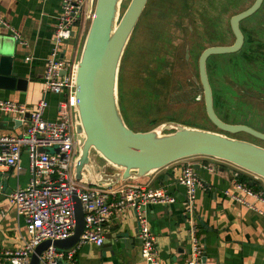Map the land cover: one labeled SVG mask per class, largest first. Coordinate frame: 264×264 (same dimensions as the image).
Segmentation results:
<instances>
[{
	"label": "crops",
	"instance_id": "obj_1",
	"mask_svg": "<svg viewBox=\"0 0 264 264\" xmlns=\"http://www.w3.org/2000/svg\"><path fill=\"white\" fill-rule=\"evenodd\" d=\"M59 12L58 0H0V16L27 43H16L11 34L0 27V56L13 57L14 65L19 69L18 77L27 80L24 92H0L1 101L23 104L30 111L36 109L42 97L44 62L53 48V29ZM87 23L76 26L70 39L60 45V58L69 62L78 61ZM26 57H31L32 60L26 62ZM59 98L48 96L50 105L44 114L45 119L57 120L56 104ZM26 126V122L20 123L17 115L0 113V135L19 136ZM96 158L95 156L93 159L94 165L100 167L104 164H98ZM20 162L26 169L25 153H22ZM184 163L197 166L195 171L202 185L196 193L195 205L204 264H264V218L224 195L225 190H232L239 174L246 173L206 157L182 160L150 176L120 182L149 189L162 187L176 198V203L171 206L149 205L146 209L149 228L156 239L155 249L159 264H186L188 256L183 189L176 181ZM114 172L106 166V173ZM28 180L27 171L17 176L12 169L0 166V264H10L5 253L21 247L20 235L26 237L24 221L17 218L8 195L18 187H25ZM252 183L264 191V182ZM255 206L264 209L259 202ZM137 233L134 212L129 208L122 209L105 227L104 243L101 247L82 242L70 250H59L62 257L58 264H144L140 256ZM107 236L110 238H106ZM119 240L124 243H119ZM69 253H72L71 259L68 258Z\"/></svg>",
	"mask_w": 264,
	"mask_h": 264
},
{
	"label": "built area",
	"instance_id": "obj_2",
	"mask_svg": "<svg viewBox=\"0 0 264 264\" xmlns=\"http://www.w3.org/2000/svg\"><path fill=\"white\" fill-rule=\"evenodd\" d=\"M58 1L60 12L53 29V48L44 62L42 97L36 109L30 111L23 104L0 100L1 114H15L21 124L27 123L19 136L0 135V166L12 169L17 176L25 171L29 175L25 187H18L8 195L17 218L24 221L26 237L20 235L21 247L5 255L10 264H30L31 255L39 244L69 238L75 226V194L84 214V230L79 243L101 247L104 229L112 217L118 211L129 208L134 212L140 256L144 264H159L156 239L150 231L146 209L149 205L171 206L176 203L174 195L162 187L149 189L125 183L113 187L89 186L74 180L79 148L74 120L76 62L63 60L59 52L60 45L70 39L74 27L88 22V0ZM0 27L7 30L16 43L27 45L21 34L1 16ZM31 60V57L25 58L26 62ZM50 95L60 97L56 104V121L44 117L50 105L47 99ZM55 148L57 151L53 152ZM22 153L27 156L26 169L21 166ZM246 175L249 178L246 182L234 181L232 190H225L224 195L264 218V209L255 206L256 202L264 206V191L256 185H249L262 180ZM176 181L183 189V216L189 242L185 263L202 264L203 251L198 237L195 205L196 193L202 185L190 163L183 164ZM1 189L0 185V194ZM61 257V252L50 246L41 254L39 264H58ZM68 258H72V253Z\"/></svg>",
	"mask_w": 264,
	"mask_h": 264
},
{
	"label": "water",
	"instance_id": "obj_3",
	"mask_svg": "<svg viewBox=\"0 0 264 264\" xmlns=\"http://www.w3.org/2000/svg\"><path fill=\"white\" fill-rule=\"evenodd\" d=\"M121 2H87L88 27L75 72L74 120L79 148L74 180L89 186L113 187L120 182L150 176L182 160L206 157L229 164L264 182V148L230 136L243 133L264 142V134L245 125L227 124L217 117L206 70L209 57L235 54L241 50L244 37L240 22L255 14L263 0H254L250 7L229 19L234 38L231 45L207 47L197 60L204 112L215 131L163 122L145 132H134L125 125L120 112L118 84L125 49L148 0H130L120 16ZM18 75L13 57L0 56V92H24L27 80ZM92 153L104 164L100 167L94 165ZM106 166L115 172L106 173ZM249 185L253 186V183ZM73 202V234L65 240H48L39 244L31 255L30 264H39L41 254L50 246L67 251L79 243L84 230V214L75 194ZM119 243L124 242L119 240Z\"/></svg>",
	"mask_w": 264,
	"mask_h": 264
},
{
	"label": "rangeland",
	"instance_id": "obj_4",
	"mask_svg": "<svg viewBox=\"0 0 264 264\" xmlns=\"http://www.w3.org/2000/svg\"><path fill=\"white\" fill-rule=\"evenodd\" d=\"M129 1L122 0L120 16ZM253 2L148 0L119 70L118 98L125 125L145 132L163 122H177L215 131L204 112L197 60L207 47L233 43L229 19ZM239 27L243 50L211 56L206 63L214 111L227 124L264 133V0ZM239 137L264 148V142L249 135Z\"/></svg>",
	"mask_w": 264,
	"mask_h": 264
},
{
	"label": "trees",
	"instance_id": "obj_5",
	"mask_svg": "<svg viewBox=\"0 0 264 264\" xmlns=\"http://www.w3.org/2000/svg\"><path fill=\"white\" fill-rule=\"evenodd\" d=\"M76 26H79V24L78 25H76ZM75 26V27H76ZM74 27V28H75ZM87 27H88V23H87ZM87 29V28H86ZM86 31V30H85ZM252 39V38H251ZM250 38L248 39L249 41H251V42H253L252 40H251ZM248 44H252V43H250V42H247ZM244 46H245V43H244ZM244 46H243V48H244ZM243 48H242V50H243ZM241 52V51H240ZM227 100H229V98H226ZM214 104V103H213ZM157 126V125H156ZM154 128V127H153ZM247 179H249L246 175H243V174H239V177H238V181H242V182H246L247 181Z\"/></svg>",
	"mask_w": 264,
	"mask_h": 264
},
{
	"label": "flooded vegetation",
	"instance_id": "obj_6",
	"mask_svg": "<svg viewBox=\"0 0 264 264\" xmlns=\"http://www.w3.org/2000/svg\"><path fill=\"white\" fill-rule=\"evenodd\" d=\"M234 41V40H233ZM244 43H245V41H244ZM244 43H243V46H244ZM243 46H242V48H243ZM248 88V87H247ZM262 90H264V87H262L261 88ZM262 93H264V92H262ZM237 125H242V124H237ZM255 130V129H254ZM256 131H258V130H256ZM258 132H260V131H258ZM262 133V132H261ZM240 134H242V133H239V134H236V135H230L231 137H233V138H236V139H241L240 137H239V135ZM264 134V133H263ZM241 140H244V141H248V142H251L250 140H248V139H241ZM253 143V142H252ZM94 159V156H92V160Z\"/></svg>",
	"mask_w": 264,
	"mask_h": 264
}]
</instances>
